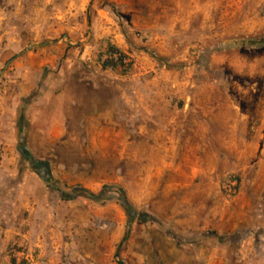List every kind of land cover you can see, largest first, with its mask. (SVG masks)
<instances>
[{
	"label": "rangeland",
	"instance_id": "rangeland-1",
	"mask_svg": "<svg viewBox=\"0 0 264 264\" xmlns=\"http://www.w3.org/2000/svg\"><path fill=\"white\" fill-rule=\"evenodd\" d=\"M9 92L0 264H264V0H0Z\"/></svg>",
	"mask_w": 264,
	"mask_h": 264
},
{
	"label": "trees",
	"instance_id": "trees-1",
	"mask_svg": "<svg viewBox=\"0 0 264 264\" xmlns=\"http://www.w3.org/2000/svg\"><path fill=\"white\" fill-rule=\"evenodd\" d=\"M98 60L103 69H111V70L121 69L123 71H127V68H129V63L126 62L127 61L126 54L111 44L106 45L105 53L104 54L101 53ZM31 161L32 163H34L33 166L35 167L36 171L39 173L40 177L45 179L47 175L46 171L44 170L45 167L40 166L43 163H40L38 161L36 162L33 159H31ZM122 203L126 213L130 217H133V215L135 214V210L133 209V207H131V205H129L125 199L124 200L122 199ZM129 231H130L129 226H127L122 241H125L128 238Z\"/></svg>",
	"mask_w": 264,
	"mask_h": 264
},
{
	"label": "crops",
	"instance_id": "crops-1",
	"mask_svg": "<svg viewBox=\"0 0 264 264\" xmlns=\"http://www.w3.org/2000/svg\"><path fill=\"white\" fill-rule=\"evenodd\" d=\"M18 100H19V96L16 93H12L9 92L6 97H3V95H1V99H0V105L2 106L3 101L6 102H10L11 108H13V106H15V108H17L18 106ZM94 113H97V111H95ZM22 180L18 181V199H19V203H18V207H17V213H19V216L22 215V213L25 211H31V207H30V200H29V196L27 195V192H25V190L28 188V184L29 182L26 180V175H20L19 176ZM34 184V183H33ZM27 219H24L22 216V222L26 223ZM19 233H23V231L18 230ZM21 238H23V236H25V234H21L20 235Z\"/></svg>",
	"mask_w": 264,
	"mask_h": 264
},
{
	"label": "built area",
	"instance_id": "built-area-1",
	"mask_svg": "<svg viewBox=\"0 0 264 264\" xmlns=\"http://www.w3.org/2000/svg\"><path fill=\"white\" fill-rule=\"evenodd\" d=\"M106 47V46H105ZM105 53V48L102 51V54ZM88 60L90 61L91 58L88 57ZM236 186H237V181L235 179H229L223 184V188L228 194H234L236 192Z\"/></svg>",
	"mask_w": 264,
	"mask_h": 264
}]
</instances>
